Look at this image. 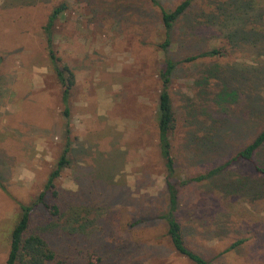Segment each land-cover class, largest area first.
Segmentation results:
<instances>
[{
    "label": "rangeland",
    "instance_id": "374dc122",
    "mask_svg": "<svg viewBox=\"0 0 264 264\" xmlns=\"http://www.w3.org/2000/svg\"><path fill=\"white\" fill-rule=\"evenodd\" d=\"M160 1L172 7L180 0ZM221 1L203 0L194 14L203 15ZM256 1L264 9V0ZM61 4L66 9L56 22L55 48L61 64L75 74L69 116L43 34ZM200 18L204 22L205 15ZM259 21L264 27V14ZM189 27L184 23L176 35L171 49L176 60L197 46L218 47L224 55L181 63L174 76L176 180L228 160L264 127V36L235 43L221 29L202 24L186 37ZM161 34L160 12L149 0H0V264H6L18 202L36 200L68 143L70 163L56 179L64 209L61 218L46 224L66 262L92 264L95 252L103 264H194L172 248L160 219L167 205L157 128ZM238 64L249 66L247 78L242 87L231 80V88L239 86L240 92L219 103L212 95L218 89L216 67L224 72ZM200 99L208 102L192 107ZM210 111L222 145L200 155L190 134L198 119L212 123ZM260 164L264 148L207 181L179 187L177 216L187 243L211 264H264ZM243 181L249 186L238 189L235 184ZM46 199L53 202L51 194ZM70 204L89 207L83 219L70 216ZM45 214L39 204L33 220L40 223ZM114 218L119 230L109 225ZM240 239L245 241L231 248ZM120 242L124 252L117 254Z\"/></svg>",
    "mask_w": 264,
    "mask_h": 264
},
{
    "label": "trees",
    "instance_id": "16d2710c",
    "mask_svg": "<svg viewBox=\"0 0 264 264\" xmlns=\"http://www.w3.org/2000/svg\"><path fill=\"white\" fill-rule=\"evenodd\" d=\"M149 1L160 12L162 41L159 42L157 48L164 56V64L158 74L161 88L158 100L157 128L159 151L167 172V205L161 212L160 219L165 223L167 236L176 253L187 258L194 264H211L210 260L200 252L191 248L187 243L183 225L177 216L180 199L179 187L189 183L207 181L211 177L223 173L239 160H252L254 156L264 148V127L249 144L240 148L236 154L228 160L208 169L206 173L196 174L185 180H176L179 166L174 156L172 143V137L178 126V116L171 90L174 76L181 63H193L206 58H219L224 55V52L218 47L200 49V47L197 46L195 52L191 51V54H188L181 60H176L175 57L171 55V49L176 44V35L180 32V27L183 28L184 23L190 25L189 30L183 33V35L187 34L186 37L193 36L196 29L203 24L210 29H221V31L225 32L224 36L231 42L238 43L241 39L252 41V43L257 42L260 37L264 36V31L262 30L264 27L260 25L259 21L264 14V9L260 8L261 3L256 0H224L218 2L215 7H210V11L203 13V15H205V20L201 23L200 16L202 17L203 15L198 13L194 14V11L195 7L203 0H180L172 7H166L160 0ZM65 9V4H61L53 9L43 27V34L46 42V50L53 63L55 74L62 85V100L66 108L65 114L69 116V98L75 85V74L68 65L61 64V60L55 48L56 22L64 15ZM231 20L233 21L230 22ZM186 37L184 39H186ZM216 69V76L219 78L218 80L215 76L217 83L216 87H218V89L215 92L212 91V95H214L216 99H219L220 103L227 101L230 96L237 95L236 89L240 92L239 88L243 86L244 82L242 81L246 80V74L249 72L250 68L249 66L238 64V66H232V69L224 72L217 67ZM208 77H206V79H208ZM231 80L241 81L240 87L235 86L231 88ZM205 87L209 88L207 85H205ZM207 102L208 100L201 101L200 99L199 103H192V107L197 106V108H199V104ZM192 114L194 118L197 119V110L194 109ZM208 114L210 115L212 123L206 122V119H198L193 125L196 131H192L190 134L192 142H196L198 145V151L201 153L200 155L211 153L222 145L223 137L215 124L218 120L213 118L211 111ZM69 152L70 146L68 143L55 169L48 176L44 190L39 194L36 200L31 203L18 202L20 215L11 233L10 249L6 264H69L65 261L66 258L59 255L58 250L52 245L49 236L46 234L49 233V231L47 232L46 224L52 220L55 221L61 218V213L64 209L59 201L60 191L56 185V179L70 163L68 157ZM256 171L264 174V165H257ZM232 186L234 185L230 184L229 187ZM235 186L238 187V189H244L249 186V182L243 181L240 182V184H235ZM251 188L254 189L255 187L252 186ZM48 194H51L53 202L47 201L46 197ZM39 204H42L47 211V214L41 219L40 223L37 222L39 220H33L32 215L35 207ZM67 209L71 217L80 221L83 219V215L89 207L86 204H70ZM108 222L109 225L112 224L119 230L118 220L114 218L113 220L109 219ZM244 241V239H240L234 242L231 248L242 244ZM114 252L117 254H122L124 252V246L121 242ZM90 257L96 258V261L91 260L92 264H103L104 262V257L102 255H96L95 252L90 254Z\"/></svg>",
    "mask_w": 264,
    "mask_h": 264
}]
</instances>
